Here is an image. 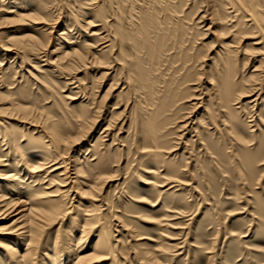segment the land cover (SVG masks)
<instances>
[{
    "label": "rangeland",
    "instance_id": "374dc122",
    "mask_svg": "<svg viewBox=\"0 0 264 264\" xmlns=\"http://www.w3.org/2000/svg\"><path fill=\"white\" fill-rule=\"evenodd\" d=\"M128 1L126 7L130 9L131 16H137H134L136 22L140 15L137 26L145 22L143 34L136 33L139 36L136 43L138 49L135 47L134 53L128 51L124 54L126 59L131 57L127 60L131 63L130 69L127 68L130 71H127L132 78L127 77V71L121 67V60L113 61V64L107 57L106 65H88L78 69L74 67L71 74L76 80L73 81L74 84H66L64 87L61 84L63 76L56 79L50 73L46 74L43 71L46 68L43 66L44 62H40L32 51L23 48L25 45L28 49L29 46L26 45L31 43L26 36L36 33L32 32L35 27L44 31L52 26L51 36L55 39L50 46V51H54L50 56L58 65H65L69 60L64 58L63 53V50L69 51L67 42L77 43L91 33L102 37L110 28L116 33L121 23L118 10L122 6L120 3L123 4L122 0H114L112 3L109 0H51L48 17L36 24L29 20L17 22L15 17L21 11L24 14L22 9L27 10L29 6H24L19 0H0V92L5 98L4 103L0 102V107L4 109L0 114V132L5 129L9 134L5 138L9 142L8 149L3 150L0 144V158L5 155L21 156L38 149V145L45 141L38 128L44 125L52 124L53 129L73 136L79 128V115L84 113L89 119L90 128L76 151L70 152L71 156H82L78 173L82 175L77 177L74 170H71L70 175L72 178L77 177L75 185L84 189L81 183H92L96 173H102L104 178L101 180L102 209L98 208L92 213V216L99 217L98 221L94 220L96 228L88 238H84L82 246L91 247L96 239V229L103 227L115 239V249L118 252L114 258L118 264H264V125L259 123L255 127L254 122H247L250 119V114L247 113L252 109L247 100H242L235 106H240V115L236 114L235 109L219 112L213 107L210 92L207 91V81L211 82L208 78L210 73L214 76L220 71L219 67L218 70L215 67L221 66L220 59L224 52L218 51L217 42L207 31L211 28L209 18L199 20L198 14L203 11V8H199L200 0ZM132 7L136 12L133 13ZM92 10L96 18L93 17L91 27L85 28L84 20H91ZM73 21V28L65 30V25L69 26ZM150 28L155 39L152 38L153 33L150 35ZM63 30L65 36L57 40V34ZM146 32H150L149 35ZM156 33L162 34L158 36L160 40L156 39ZM145 36L151 37V40ZM255 36L248 34L245 41L241 42L242 46L249 49V53H246L250 59L248 64L242 65L243 56L240 55H236V62H230L229 74L232 81L235 79L234 83L239 84L245 79L247 85L264 84V64L257 71L260 72L257 80L246 82L259 65L260 59L264 58V49L257 44L259 40ZM161 37L166 40V45ZM13 38H19L20 43L14 42ZM103 42L104 40L99 41L100 44ZM10 44L15 45L10 51H5L4 46ZM155 44L162 49L158 45L156 48ZM102 46L104 44L98 49ZM117 50L113 52V57H117ZM217 51L219 56L214 59ZM15 52L19 55L14 61ZM3 54L7 56L1 61ZM133 55L139 56V59H135ZM156 56H159L158 59ZM40 57L45 59L43 54ZM20 58L24 61L21 68L18 66ZM140 65L143 69H140ZM137 69L139 71L136 72ZM146 69L152 73H144ZM203 71L205 74L200 80L202 86L198 89H202L203 94L197 97L199 91L196 92L190 84H193L192 80H195L197 73ZM139 72L140 77L137 75ZM150 79L152 84L148 82ZM147 85H151L150 89L153 88L150 90ZM180 95L183 99H179ZM12 103L21 105L26 110L20 111ZM164 104L170 106L169 110H166L168 106L164 107ZM145 107H153L151 111L148 109L150 115H147L149 112ZM204 108L206 112L203 111ZM158 112L160 115L164 114L160 116ZM155 117H159L160 121L163 118L164 122L162 120L161 123L164 125H157L161 124L157 118L158 122L153 124ZM92 119H95V125H92ZM149 120L153 121L150 123ZM183 120L188 122L186 128L179 127ZM229 120L235 122L237 134L229 130ZM107 122L111 126L104 130ZM158 131L161 134L158 135ZM251 134L256 136L258 142L251 141ZM153 135H157L155 141L151 139ZM160 136L164 137L157 141ZM0 137L2 138V132ZM150 145H162L159 150H164L163 158L160 157L162 160L157 161L162 170L158 169L154 173H149L154 167V161L149 160L146 153H141L150 149ZM171 150L172 152L167 153ZM115 159L119 160L118 163ZM166 167L177 169V173L169 175ZM5 170L7 168L0 167L1 173ZM111 176L114 180L104 184ZM3 181H0V191L8 193L9 181ZM162 185L165 186L161 187ZM152 186L158 188L157 191L149 192ZM171 186L173 187L170 188ZM12 194L14 192L7 196ZM59 200L67 214L45 229L41 246L45 248L49 243L46 247L48 249L52 240L58 236L57 241L63 249L62 257H66L67 243L73 239L75 232L76 236H80L78 231L81 221L86 217L84 211L89 204L87 202H94L95 199L81 200L76 195L65 194ZM21 209L18 208L10 215L0 216V241L9 239L8 226L16 219L15 213ZM41 246L36 252V264H41L42 253H45Z\"/></svg>",
    "mask_w": 264,
    "mask_h": 264
},
{
    "label": "bare ground",
    "instance_id": "6f19581e",
    "mask_svg": "<svg viewBox=\"0 0 264 264\" xmlns=\"http://www.w3.org/2000/svg\"><path fill=\"white\" fill-rule=\"evenodd\" d=\"M19 1H21V3L24 6H26V5L29 6L28 7L29 9H27V10L22 9L23 11H25L24 14H22V11H21V13H19L20 15L15 14V17L17 18V22H24L26 20H29V22L31 21L34 24H36L37 22L40 23V20H45L46 17H48L49 6H50L49 4H50L51 0H19ZM109 1L112 3L114 0H109ZM117 1L120 2L121 0H117ZM127 1L128 0H122L123 4L120 3L122 6L120 7V10H118L119 21L121 23L119 21L114 20V21L118 22V24L120 23L119 28L117 29L116 33H115V31H112V28H110L108 30V32H106L107 34L105 36L100 37L98 34L96 35L94 33H91V34H87L86 39H83L82 41H78L77 43H73V42H67L66 43V45H68L67 47L69 48V51L65 52L63 50V53L65 54L64 58L69 59V60H67L68 62H66L65 65H60V64L58 65L57 62L54 59L52 60V57L50 56V54H52L54 52L53 50L50 51V46H51L53 40L55 39L54 36H53V38L51 36L52 35V28H53L52 26H50V28H49L51 30L47 29L44 31L43 30L41 31V29H36V27L34 28V26H32L34 28V29H32V32H36V33L26 36L27 39L31 42L30 44L26 45V46H29L30 49L29 48L27 49V47H25V45L23 48L25 50H28L29 52L32 51L35 54L36 58L37 59L39 58L40 62H42V61L44 62L43 66H45L46 68L43 71H45L46 74L50 73L51 74L50 76H52L53 78H56V79L61 78L63 76L64 80L63 81L61 80L62 81L61 84H63L64 87H66V84H70V85L74 84L73 81L76 80V77H73V75L71 74V72H73L72 70H74V67H75V69H78L81 67H87L88 65H91V66L97 65V64L106 65L107 57H108V59H111V62L121 60V62L123 63V66H121V67L125 68V70L127 71L128 70L127 68L130 69V66H131V63L127 62V60H129L131 57L129 59H126V55H124V54H126L125 52H128V51L129 52L133 51V53H134L136 43L138 42V37H139V36L138 37L136 36V33L139 32L137 34H140L145 30L143 28V25L145 24V22H144V24H142L143 22H141V24L139 26H137L140 23V22L138 23L140 15L138 16V20L136 22L135 17H137V16L134 14L133 15L135 17L131 16L130 9L126 7L127 4L129 3V1L128 2ZM137 2L139 3V1H137ZM124 3L125 4L127 3V4L125 5ZM138 3H137V6H138ZM129 5L131 6V3ZM139 5H140V3H139ZM105 6H106V4H105ZM117 7L119 8V6H117ZM200 7L203 8V11H202V13L198 14V15H200L199 20H202L204 18H207V19L209 18L208 20L210 22L211 28L208 26L209 28L207 29V31L213 36V38L215 39V42H217V44H218L217 47L219 48L218 51L220 52L222 50L224 52L223 53L224 56L220 59L221 66L217 65L215 67L216 69L219 67L220 71H218V73H215L214 76H211V73H210V76L208 78L211 80V82L207 81V87H208L207 91L210 92V98H211V101H213V105H214L213 107H215V110L219 111V112H224L226 109H231V110L235 109L236 114L240 115V110H239L240 106H237V107H235V106L237 104H240V102L242 100H247V102H248L247 104L250 106L252 105L251 106V108H252L251 112L247 113V114H250V116H249L250 119L247 120V122H249V123L254 122L255 127L259 123L261 125L262 124L264 125V86H263L264 84L262 85L261 83H256V84H252V85H247L244 81L245 79L241 80V82L239 84H237V83H234V82H236L235 79H234V81L231 80V77L229 74L230 62H232V61L236 62L238 59V58H236L237 57L236 55L243 56L242 65L248 64V61L250 60L248 58V56H246L247 55L246 53L247 52L249 53V49L247 50V48L245 46H242V43H241L243 40L245 41V39L247 38L246 36L248 34H251V35L255 34L256 36H258L257 41L259 40V43H257V44L261 45L262 50L264 49V0H200L199 8ZM106 9L109 10L108 8H106ZM110 9H112V7H110ZM127 9H128V11H127ZM132 9H133V7H132ZM12 12H13V10H12ZM18 12H20V11H18ZM111 12H112V10H111ZM134 12H136V11H134V9H133V13ZM92 13H93V10H92ZM92 13H90L91 20H89V21L84 20L85 21V26H84L85 28H87V27L89 28L93 25V22H94L93 17L96 18V15L94 14L95 12L93 13L95 16H93ZM115 14H114V16H115ZM112 17H113V15H112ZM142 17H140V20ZM152 17H150V19ZM144 19L147 20V17H145ZM144 19H142V20L144 21ZM74 22L75 21H73V23H72L73 25L72 24L69 26L65 25V30H67L70 27L73 28ZM118 24H117V26H118ZM149 24H151V22ZM100 27H101L100 28V30H101L102 25ZM150 29H148V30H150ZM155 29H156V27L153 28V30H155ZM148 30H146V31H148ZM158 30H159V28H158ZM151 31H152V29L150 30V32ZM77 32H79V31H77ZM150 32H148V33H150ZM156 32H157V30H156ZM146 33H144V35ZM148 33L146 35H149ZM152 33H153V31L150 34L151 36H152ZM161 33H162V29H161ZM161 33H160V35L162 36ZM57 35H58L57 40H58V38L63 39V36H65V31L63 30L62 32L58 33ZM144 35L141 37L143 38ZM160 35L157 34V37ZM78 36H79V34H78ZM145 38H147V37L145 36ZM150 38L151 37H148L147 39L151 40ZM152 38H154V33H153ZM159 38L160 37H158L156 39H159ZM163 38H164V36H163ZM163 38L161 37V39H163ZM101 40H104V42L102 44L99 43V41H101ZM141 40H143V39H141ZM163 40H165V39H163ZM168 40H170V39H168ZM13 41L16 43L17 42L20 43L19 41H21V40H19V38H13ZM13 41H12V43H13ZM144 41H146V40H144ZM157 42L159 43L158 40H157ZM153 43L154 42H152V44ZM103 44H104V46H102L100 49H98V47L103 45ZM143 44H144V42H143ZM159 44H161V43H159ZM14 45L15 44H10L8 46H4V50L10 51ZM144 45H146V44H144ZM149 45H151V43H149ZM156 45H158V44H155V47H156ZM161 45H163V44H161ZM165 45H166V40H165ZM137 46H139V45H137ZM158 46H160V45H158ZM146 48H147V46H146ZM151 48L153 49L154 47H151ZM159 48H161V46ZM137 49L138 48L136 47V50ZM116 50L118 51L117 57L116 56L113 57V52ZM140 50H142V49H140ZM147 51H149V50H147ZM155 51L159 52L160 49H157V50L155 49ZM164 51H166L165 48H164ZM218 51L216 52L214 59H216L217 56H219ZM158 52H156V53H158ZM135 53H137V52H135ZM152 53L154 54L155 52H152ZM164 53L162 52V54H164ZM42 54H43L45 59H42V57H40V55H42ZM15 55H16V57L14 58V61L16 60V58L19 55L18 52H15ZM139 55H140V52H139ZM6 56L7 55L3 54L2 55L3 59H1V61H3L6 58ZM136 56L137 55H135L134 57H135V59L138 60L139 56H137V57ZM207 56H209V55H207ZM158 57L156 56L157 59H158ZM163 57H162V59H163ZM203 57H206V56L204 55ZM147 58H149V56ZM140 59H142V58H140ZM150 59H152V58H150ZM133 60H134V58H133ZM160 60H161V58H160ZM130 61H132V60H130ZM111 62L109 61V63H111ZM132 62H134V61H132ZM138 62H137V66H135V65H133V66H135L137 68ZM150 63H152V62H150ZM113 64H114V62H113ZM135 64H136V61H135ZM141 64L143 65V62ZM263 64H264V58L260 59L259 65L254 68V70L251 72V75L249 76V79L248 80L246 79L247 80L246 82L251 83V81H253L254 79L257 80L258 76L260 75V72H257V71H259L262 68ZM22 65H24V61H23V58H20V63L18 64V66L21 68ZM142 65L139 66L140 69L142 68L141 67ZM115 67H116V65H115ZM152 69H153V67H152ZM146 70H145L146 72H144L146 74L148 71H151L148 69H146ZM128 71H130V70H128ZM128 71H127V74H128L127 77L129 79H131L132 77H129L130 73ZM137 71H139V70L137 69L136 72ZM158 71H159V69H158ZM211 71H212V69H211ZM213 71H215V69ZM140 73L141 72H139L137 75H139ZM151 73H152V71H151ZM151 73H148V74L150 75ZM212 73H214V72H212ZM123 74H124V72H123ZM197 74H196L197 77L195 75V77H196L195 80H192V82L194 81L193 84H190V85L192 86L191 88L196 90V92L199 91L197 95L194 94L197 97H199L203 94L202 89L201 90H198V89L202 86L200 83V80L202 79V77L204 76L205 73L203 71L200 73L198 72ZM66 75L69 76L68 80L66 78ZM235 75H236V73H235ZM131 76H133V75H131ZM138 77H140V75ZM155 77H151V78L153 79ZM232 77L234 78V76H232ZM142 79H143V77H142ZM132 81H133V79H132ZM132 81H131L130 85L133 84ZM189 81H191V80H189ZM127 82H128V79H127ZM148 82H149V84H150V82H151V84L153 83L151 79ZM185 82H183V84H185ZM145 83H147V82H145ZM128 84H129V82H128ZM193 85H195V86L193 87ZM137 86H139V85H136V87ZM150 86L147 85V87H149V89H150ZM187 86H189V85H187ZM133 87H134V85H133ZM142 87H144V86H142ZM70 89L72 90L73 88H70ZM130 89H133V88H130ZM140 89L141 88H139V91H140ZM186 89H187V87H186ZM134 92H136V91H134ZM157 92H158V90H157ZM185 92H186V90H185ZM108 93L106 94V96L108 95ZM153 93H152V95H153ZM184 94L185 95H191L188 93L187 94L184 93ZM149 95H150V93L148 94V96ZM208 96H209V94H208ZM187 98H188V96H187ZM157 99H158V97H157ZM179 99H183V98H181V95H180ZM3 100H5V98L2 97L1 92H0V102L4 103ZM177 100H178V98H177ZM175 101H176V99H175ZM259 101H260V103H259ZM1 103H0V105H1ZM103 103H104V101H103ZM152 103H150V104H152ZM200 103H202V101H200ZM12 105L15 108L18 107L20 111L26 110V108H24L21 105L14 104V103H12ZM196 105L197 104H195V106ZM163 106L165 107L168 105L164 104ZM233 106L235 108H233ZM260 106H261V108L259 109ZM157 107H158V105H157ZM169 108H170V106H168V108L166 110H169ZM148 109H150V108L148 107ZM148 109H147V111H148ZM151 109H153V107ZM151 109H150V111H151ZM157 109H159V108H157ZM154 110H156V108ZM166 110L164 109V113ZM215 110H214V112H215ZM3 111H4V109H2L0 107V114H2ZM150 111H148L149 114L147 113V115L151 114ZM203 111L206 112V109L204 108ZM164 113H162V114H164ZM159 115H160V113H159ZM159 115H157V116H159ZM238 117H240V116H238ZM156 118L157 117H155V119H154L155 122H153V124H156L158 121H159V123H161V121L163 120V118H162V120L160 121L158 119L159 118L158 117L157 118L158 121H156ZM95 119H97V118L95 117ZM95 119L94 120L92 119V125L96 124ZM79 120H80V122H79L78 131H76V133L73 136L64 135V134L60 133L59 131L53 129L51 126L52 124L51 125H49V124L44 125L43 127L38 128L39 132L42 133L44 135V138H45L44 143H41L40 145H38V147H37L38 149L31 150L27 154H23L21 156L14 155L13 157H10L9 155H5V157L0 158V167L1 168H4V167L7 168V170L3 171V173H1V171H0V176H1L0 181H2V180L9 181V185L7 187L8 193L6 191L5 192L0 191V216L10 215L11 213L17 211L18 208H22L21 211H18L15 213L14 216H16V219L11 221V223L8 226V233L7 234L10 235L9 239L0 241V264H36L37 263L36 252L38 251L39 246H41V244H42L41 240H42L45 229H47L48 227H50L51 225L56 223V221L59 220L60 218H64L67 214L66 210H63V208L61 207V205L59 203V201H60L59 199L64 197L65 194L76 195L81 200H86V198H91V199L93 198V199H95V201L98 200L96 202H98L99 204L97 205L96 202L95 201L93 202L92 200H90V201L88 200V202L86 201L89 204L86 206V210L84 211V212H86V214L84 215L86 217H84V219L80 223V228L78 231V232H80V236H76L77 233L75 232V229H74L73 232H75L74 233L75 236L73 237V239H70L69 243H67V248H66L67 252H68L67 256L62 257L63 249L61 248V246L59 245V242L57 241L58 240V236H57L55 239L52 240L48 249H46V247L49 243L46 244L45 248H43V246H41L45 251V253H42L43 259H41V264H105L107 262H110L109 264H118L114 258L115 253L118 252L115 249V247H116V244H114L115 239H113L111 237V234L108 231H105V229L103 227H99L98 229H96V231H95L96 232V239L94 240L91 247L86 246V245L85 246L81 245V242H83L84 238H88L91 231L94 228H96V227H94V224L96 223L94 220L98 221L99 217L98 216L97 217L92 216V213L95 210H98V208H101L103 206V205H101L103 203L102 202L103 197L101 194V192H102L101 186H103V184L101 183V180L104 177H103L102 173H96V175L94 177L95 180L92 181V183H88V184L84 183V182L81 183L82 186L85 187V189L76 186L77 185L76 184L77 177L82 175V174L78 175V173L80 172V169H81L80 167H81V162H82L81 161L82 156H71L70 152L76 151V148L79 146L78 144H80L79 142L85 137L87 130H89V128H90L89 127V121H88L89 119H87L86 114H84V113L80 114ZM223 120H224V118H223ZM152 121L153 120H149L150 123ZM211 121H209V122H211ZM162 122H164V120ZM187 123H188L187 121L183 120V121H181V124L179 123V127L180 128H184V127L186 128ZM92 125H90V126H92ZM148 125H149V123H148ZM157 125L163 126L164 124L161 123V124H157ZM0 126L2 127V125H0ZM110 126H111V124L109 122H107V125H106V127H104V130H108V128H110ZM229 126H230L229 130H231L232 133L237 134L236 129H235V122H233L232 120H229ZM252 126L253 125H251L250 127H252ZM153 127H154V125H153ZM157 128L159 129V126ZM38 129H36V130L38 131ZM148 129H150V128H148ZM254 130L255 129H252V131H254ZM154 131H155V128H154ZM252 131H250V132H252ZM1 132H2V138L0 137V144L4 148L3 150H7L9 147V145H8L9 142L5 138H7V136H9V134H8L7 130H5V129L3 131L1 130ZM1 132H0V135H1ZM105 132H107V131H105ZM159 134H161V133L159 132L158 135ZM161 136L158 137L159 139L157 141H160L161 138L164 137V136L163 137H161ZM255 137H256L255 135L251 134V141L252 142H254L255 140L257 141V139ZM151 139H152V141H155L154 139H157V135L156 136L153 135ZM113 141H114V139L112 140V142ZM234 142H236V141H234ZM153 144H155V142H153ZM157 145H159V144H157ZM243 146H245V144H243ZM160 147L155 146V145H150V147H149L150 149H148L146 151H141V153L147 154L149 160L152 159L154 161V165H153L154 167L151 168L152 170H150L149 173H154L158 169L162 170V169H160L161 166L157 165L158 164L157 161L159 162V160L160 159L162 160V158H163L162 152L164 150L162 149L163 151L162 150L160 151L159 150ZM170 152H172V150L167 152V153H170ZM160 157H162V158H160ZM152 160H151V162H153ZM118 161H119L118 159H115L116 163H118ZM164 162H166V161H164ZM166 163H168V162H166ZM161 165H162V161H161ZM167 167H166V169H167L166 172L169 173V175L173 176V175H175V173H177L176 172L177 169H175L176 170L175 171V170H173L174 168L171 167L172 168L171 169V168H167ZM71 170H74L77 177H75V178L71 177V175H70ZM179 174H182V173H179ZM84 180H86V179H84ZM112 180H114V179L111 176L105 180L104 184H106V183L108 184ZM174 180H175V178H174ZM177 180L178 179H176V181ZM86 181H88V180H86ZM171 181L173 182L172 179H171ZM178 184H180V182ZM183 185H185V184H183ZM163 186H165V185H162L161 187H163ZM172 187L173 186H171L170 188H172ZM156 189H158V188H156L155 186H152L151 188H149V192L152 190H156ZM160 191H161V188H160ZM10 192H14V194H12L11 196H7ZM98 198H100V199H98ZM116 218H117V216H116Z\"/></svg>",
    "mask_w": 264,
    "mask_h": 264
}]
</instances>
